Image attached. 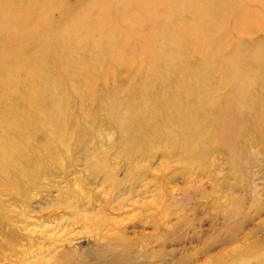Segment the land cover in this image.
<instances>
[{
    "label": "rangeland",
    "instance_id": "374dc122",
    "mask_svg": "<svg viewBox=\"0 0 264 264\" xmlns=\"http://www.w3.org/2000/svg\"><path fill=\"white\" fill-rule=\"evenodd\" d=\"M199 1L211 13L207 0ZM256 1L236 0L249 8ZM200 5L197 0H0V106L24 129L19 138L25 146L0 167V264H264V141L236 147H241L237 161L224 145L217 153L206 151L203 168L183 167L167 159L176 139L160 119L144 125L151 130L143 141L155 142L153 147L127 158L121 127L102 117L109 110L119 118L125 106L143 117L159 116V107L167 104L184 110L176 93L192 96L204 87L217 92L207 108L216 119L230 111L227 104L216 107L229 90L239 112L261 104L264 113V87L255 88V100L243 90L246 70L235 53L237 47L252 50L262 33L229 30L218 56L205 54L210 45L199 40L201 30L192 37L190 32L215 13L201 15ZM10 11L14 20L7 27L1 18ZM174 29L179 31L170 33ZM31 55L38 59L24 68L50 76L35 97L38 109L45 113L54 91L62 93L52 114L62 129L53 138L39 136L48 129L39 125L36 103L21 99L33 92L35 76L23 83L16 65L7 68ZM202 57L215 70L198 71ZM183 59L196 74L191 84L177 72ZM169 60L174 70L164 68ZM199 101L190 99L189 109L197 110ZM29 153L35 157L29 159ZM15 166L25 174L5 181Z\"/></svg>",
    "mask_w": 264,
    "mask_h": 264
},
{
    "label": "bare ground",
    "instance_id": "6f19581e",
    "mask_svg": "<svg viewBox=\"0 0 264 264\" xmlns=\"http://www.w3.org/2000/svg\"><path fill=\"white\" fill-rule=\"evenodd\" d=\"M256 2L255 8H249L246 5H239L236 0H215L213 2H211L210 0L204 1L203 3L211 11L210 13L205 7L201 6L200 1L197 0V3L202 7V10L200 11L201 15L215 14L208 18L204 17L203 21L194 25L190 32V36L192 37L196 30H201L199 32V40H203L202 42H204L206 39L208 41L209 44L207 43V45L210 46L207 49L208 52H205V54L210 53L211 56H218L216 49L220 47L225 41H227L229 37V30H244L247 33L255 30L256 32L260 31L262 33L261 39L256 43V45L251 47L252 50H249L247 52V49L245 47L235 48L236 55L239 56L240 59H242V62L240 63L238 61L239 63L237 64L239 66H243L246 70L245 78L242 82L240 80V84L245 87L243 89L244 91L253 94V96L251 97L252 100H255L259 97V94L256 93L255 88L259 87V89H262L264 87V0H257ZM146 4H149V2ZM172 9H177L175 4L172 5ZM2 10H5V8ZM179 10L180 8L177 11ZM180 17L181 19L183 18L186 20V15ZM1 20L7 27H12V20H14V15L12 16V12L10 11L8 13V16L5 17V19L1 18ZM185 26H187V24ZM178 31L179 30L174 29L170 33H177ZM30 35L35 36L36 39L39 37L41 38L40 35L34 32L30 33ZM31 36L26 37L29 39ZM167 41L171 44V46H176V44L174 43V39L168 38ZM158 50V52H160L159 54H161L162 49ZM15 54L16 52L12 53V59H14V57L17 59V56ZM31 56L29 58L19 60L15 63L10 62L12 64L7 65V68H11L16 65L18 67L17 78L19 74L22 75L23 83H25V78L27 76H35V79L37 81L34 82V87L32 88L33 92L21 96V99L25 100L27 104L29 102V104L34 105L36 103L35 97L37 93L41 91L39 90V88L45 89L47 87L50 76L41 69H34L30 66L24 68L26 67L25 64L29 63L30 59H38L35 56L31 58ZM70 56H72V54H70L69 57ZM6 57H8V55H3L2 59H5ZM184 59L182 61L180 69L177 70V72H181L180 74L184 75L187 81H189L191 84L192 82H194V80H196V74L194 71L185 68ZM223 59L226 60V58ZM152 62L153 60L151 61L150 65H148L147 69L149 68L152 70ZM201 62L202 67H200V70L198 71L212 72L213 69L215 70L214 65L205 60L204 57L201 58ZM221 64L222 63H220V66ZM233 65H236L235 62ZM169 66L171 67V70L175 69V66L172 64V62H170V60L165 63L164 68L170 70ZM3 68L5 69V67ZM22 71H24V73H21ZM180 74L179 77H181ZM235 77H237V75H235ZM209 88L210 87H204L203 89L200 88V90L195 92L192 96L179 92L176 93V100L181 104L187 105L184 110L179 109V107L174 110L171 104H167L170 109L167 108V105H165L164 108L159 107V116L143 117L142 111L133 110V108H128L127 106H125L122 108V110L119 111V118L111 114L109 110L102 111V117L106 120L109 119V121H112V123L117 125V127H121L124 136L128 139L123 143L124 146L120 145L121 147H123L121 151H125L127 158H131L132 155L138 154L136 150L147 152L153 147L155 142L148 143V141H143V136L145 135V133H147L146 131H149L148 129L151 130V128L145 127L144 125H149L150 123H154L155 121H158V119H160V123L163 122L167 129L170 128V131L173 134L171 136L172 139H176V142H173L172 145H169L170 148H167L169 152V158L167 159L175 161V163L179 166L192 168L199 166L200 168H203V166H206L204 162L206 151L213 150L215 152H219L222 148L224 149V145L226 147L225 150L232 149V151L229 150L230 157L232 158V160L235 159L237 161L239 160L238 150L241 147L238 148V150H235L236 147L245 145L250 146L256 141H264V113L260 110L261 104L260 108L256 106H247V109L245 108L243 111L239 112L237 107L240 108V103L235 100H233L232 103V91L229 90L223 96L224 99L220 100L216 107L220 109L223 104H227L230 107V111H224L219 116V118L216 119V114H211V112H209L207 108L210 105H214V98L212 99V97L217 92L214 88L213 90H210ZM8 90L10 91L11 89ZM98 90L102 91V88L99 87ZM59 94L57 91H54V94L52 95L53 103H51V107H47V110H50L48 112L47 110H45L44 113L42 110L38 109L37 103L34 105L35 108L37 106V110H39L38 114L41 115L39 125L43 128L48 129V131H46L45 133L44 131L41 132L39 136L43 134L48 138H53L54 136H57L62 129L59 120H55L52 115L53 110L57 108V105L59 103H56V101H58V97L62 96H59ZM207 95L208 98L205 99L204 96L206 97ZM190 99H194L196 101L200 100L199 108L197 109L198 114H196L197 110L193 112L189 109L188 104L192 103H188ZM3 111L4 106H0V167L4 166L7 162L9 163L10 158L19 157L22 154L20 150L25 148V146L22 145L21 142L22 138H19L21 134H24V129L19 125L16 126V121H14L12 117L6 116ZM113 116L115 117L114 119L112 118ZM135 138L140 139V143H135L133 141V139ZM66 141V139H62V142L65 145ZM58 146L60 147V143L58 144ZM135 146L138 147L134 150ZM67 147H70V145H68ZM25 153L27 154L28 152ZM163 155L164 154H162V156ZM34 157V153H29V159H33ZM235 162H231L232 165H234ZM101 164L102 162H100V164H97L100 169ZM12 172V175L11 171L10 173L5 174V181H10V178H14V176H17L18 173L20 174V176H23L25 174V172H23V168L21 169L19 166H15ZM21 185H24V183H21Z\"/></svg>",
    "mask_w": 264,
    "mask_h": 264
}]
</instances>
